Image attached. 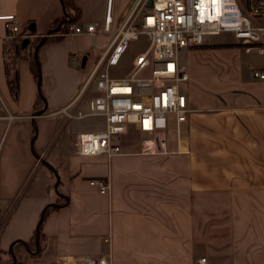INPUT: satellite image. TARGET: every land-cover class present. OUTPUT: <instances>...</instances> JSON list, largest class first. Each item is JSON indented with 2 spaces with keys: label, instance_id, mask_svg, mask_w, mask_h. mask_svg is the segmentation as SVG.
I'll return each mask as SVG.
<instances>
[{
  "label": "crops",
  "instance_id": "0c3cea01",
  "mask_svg": "<svg viewBox=\"0 0 264 264\" xmlns=\"http://www.w3.org/2000/svg\"><path fill=\"white\" fill-rule=\"evenodd\" d=\"M71 2L65 9L63 0H0V16L16 18L22 50L30 38L58 37L37 49L38 84L28 59L7 71L0 20V97L9 113L24 116L0 119V264H75V257L105 254L106 237L110 264H196L201 257L264 264V79L253 75L264 71V53L220 35L185 48L178 62L188 73L190 111L182 152L173 133L170 154L142 155L138 141H124V152L111 158L80 156V120L57 112L88 111L90 98L81 112L76 97L134 0H112L108 31L107 0ZM64 17L96 31L61 32ZM73 52L82 69L70 64ZM95 178L109 181V194L89 184Z\"/></svg>",
  "mask_w": 264,
  "mask_h": 264
},
{
  "label": "built area",
  "instance_id": "2783aa9c",
  "mask_svg": "<svg viewBox=\"0 0 264 264\" xmlns=\"http://www.w3.org/2000/svg\"><path fill=\"white\" fill-rule=\"evenodd\" d=\"M242 1L243 6L239 5L238 0H134L76 97L78 100L87 91L92 92L88 111L75 114L69 112L67 106L57 112L70 120L85 117L96 120L88 127H77L75 153L111 158L124 152V137L134 132L140 134L139 154H170L174 152L169 149L171 128L179 144L177 152H182L181 126L187 120L190 109L187 97L180 92L179 86L188 80V73L178 62V52L183 48L202 45L208 36L220 35L232 45L242 47L245 52L263 54L264 0ZM111 7L112 0H107L105 31L110 29ZM0 20H4L6 26L3 42L14 43L20 32L15 16H0ZM95 31V25H88L84 29L70 26L66 33L94 34ZM138 35H144L149 40L148 48L133 58L126 78L110 79L107 68L119 64L129 43ZM79 58L77 53L71 56L75 62ZM147 68L150 69V76L138 77ZM253 75L264 79V71H254ZM0 104L5 111L0 119L10 123L24 117L9 113L1 97ZM41 160L42 156H37V163ZM89 184L102 194H109L111 189L106 179H90ZM103 241L108 247L105 254L81 255L74 258V263L110 264V238L106 237ZM196 264H206V258H199Z\"/></svg>",
  "mask_w": 264,
  "mask_h": 264
},
{
  "label": "rangeland",
  "instance_id": "374dc122",
  "mask_svg": "<svg viewBox=\"0 0 264 264\" xmlns=\"http://www.w3.org/2000/svg\"><path fill=\"white\" fill-rule=\"evenodd\" d=\"M238 2H239V5L243 6L244 2L242 0H238ZM144 12H147V10ZM213 39L216 40L217 38L215 37ZM148 46H149V40L144 35H138V37L135 40H132L129 43L127 49L125 50V52L123 53V55L121 57L122 59L120 60L119 64L116 66H111V67L107 68L106 73H107L108 77L110 79H114V80H120L122 78H126L127 75L129 74L130 70H131L132 59L137 54L144 52L148 48ZM186 50L187 49H185V48L179 50L178 59L180 61L184 60V54H185ZM73 53L80 54L78 52H73ZM71 56H72V54H71ZM38 63H39V77L37 79V82L41 83V81H42V69H41L40 61H38ZM70 64L77 69H82L80 66L76 65L77 62L72 61V59L70 60ZM86 69H87V66L85 68V71H86ZM149 76H150V69L149 68L145 69L144 71H142L138 75V77H141V78H146ZM180 88H181L182 93H185L186 90H185V84L184 83L183 84L181 83ZM40 90H42L41 84H40ZM88 92H91V91H87L82 97L83 104L80 108L81 112H85L87 110L88 99L90 98V96H92V92L91 93H88ZM95 121L96 120L92 117H85V118L80 120L79 124H81V125H79V126L81 128H84V126L88 127L89 125L95 123ZM172 134H173V128H171V130H170L169 138L171 137ZM138 136L140 137V134L131 132L129 135L124 137V141H128V143L135 144V143H137V141H139ZM67 139L69 141H71L73 139V133H71V134L69 133L67 136Z\"/></svg>",
  "mask_w": 264,
  "mask_h": 264
},
{
  "label": "trees",
  "instance_id": "16d2710c",
  "mask_svg": "<svg viewBox=\"0 0 264 264\" xmlns=\"http://www.w3.org/2000/svg\"><path fill=\"white\" fill-rule=\"evenodd\" d=\"M63 5L66 8H70L72 6L71 0H63ZM75 18L72 17L69 20H66L64 17L62 23L60 24L58 30L61 32L68 31L69 27L73 24ZM22 33L19 32L16 40L12 44L4 43L3 46V53L5 56V63L7 64V71L9 67L15 68L16 63L18 60L25 58L29 60L31 72L33 77L37 80L39 77V63L34 58V51L35 48L39 43H46L49 41L56 40L58 37H37V38H30L29 42L22 50V40L21 38ZM9 87L13 93L16 91V73H14L13 77H8ZM42 99V96L39 94V98Z\"/></svg>",
  "mask_w": 264,
  "mask_h": 264
},
{
  "label": "water",
  "instance_id": "95a60500",
  "mask_svg": "<svg viewBox=\"0 0 264 264\" xmlns=\"http://www.w3.org/2000/svg\"><path fill=\"white\" fill-rule=\"evenodd\" d=\"M150 4V1L148 2V5ZM42 43H39L38 45H37V47H36V50H35V52H34V58H35V60L37 61V49H38V47L41 45ZM39 84V83H38Z\"/></svg>",
  "mask_w": 264,
  "mask_h": 264
}]
</instances>
